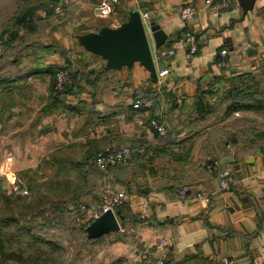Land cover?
<instances>
[{
    "label": "crops",
    "instance_id": "0c3cea01",
    "mask_svg": "<svg viewBox=\"0 0 264 264\" xmlns=\"http://www.w3.org/2000/svg\"><path fill=\"white\" fill-rule=\"evenodd\" d=\"M38 1L23 0L16 10ZM210 1L65 0L61 14L38 24L23 56L11 58L13 67L0 74V94L5 90L10 104L0 101V153L6 148V156L25 168L82 166L75 176L91 180L85 194L92 203L99 201L95 181L100 194L108 186L127 194L124 227L106 235L112 263L157 264L164 258L165 264H221L226 256L234 264H264V0L246 13L239 0L227 7ZM105 2L110 12L103 17ZM185 6L197 7L194 18L182 16ZM133 12L167 34L157 47L147 27L155 72L139 60L115 68L84 41L90 32L120 27ZM187 30L199 44L192 58L186 56ZM160 48L176 52L162 56ZM222 49L227 53L219 56ZM54 67L75 74L62 96L48 70ZM164 68L169 72L160 76ZM139 96L154 99L153 108H135ZM154 118L165 125L166 137L152 125ZM127 144H146L147 152L98 176L88 169L98 150ZM223 164L233 181L221 189ZM183 185L190 192L182 200ZM199 190L212 202L195 198ZM162 237L167 248L157 251Z\"/></svg>",
    "mask_w": 264,
    "mask_h": 264
},
{
    "label": "rangeland",
    "instance_id": "374dc122",
    "mask_svg": "<svg viewBox=\"0 0 264 264\" xmlns=\"http://www.w3.org/2000/svg\"><path fill=\"white\" fill-rule=\"evenodd\" d=\"M21 1L23 0H0V54L5 51L6 45L11 41L10 34L15 28L13 24L14 17L22 11L20 9L16 10V6ZM43 2L45 3V0L41 1L42 4H44ZM10 8L13 9L12 14H9ZM61 12H52L51 9L42 6L38 9V14H45V17L37 24L45 25L48 18L55 16V13L61 14ZM42 21L44 22L42 23ZM19 29V34L22 36L24 43L35 37V32L24 29L25 31L21 33L23 29ZM11 55H14V50H12ZM20 56H23V54ZM1 62L0 60V64ZM1 73L4 72L1 71ZM2 99H8V97ZM3 117H6V115L2 116V121ZM5 149L3 150L2 147L0 153V180L3 182L0 190V219L3 216L15 217V219L20 220L19 223L22 227H31L32 229L30 233L25 232L19 227L20 224L16 222L4 226L7 247L9 249L24 250L26 253L32 252L36 247L34 245L35 241L32 239L35 236L49 242L39 240L40 244H37L42 246L49 254H53L55 264H111L113 260H110L107 250L109 236L104 235L99 238L88 239L86 227L91 222L87 221L84 212L79 210V205L83 203L88 207L99 203L103 195H98V198H96L99 200L98 202H90L92 199L85 192L87 186L91 183H86L84 191L78 192L80 179L75 176L77 164L72 163L67 170L60 173L59 178H56L55 172L60 166L64 165L63 163L40 164L37 169L33 167L25 168L23 163H15L13 158L8 157L9 155L6 156ZM112 166L122 169L126 164ZM225 166L224 164L219 165L218 172ZM89 168L95 175L99 172L93 164H89ZM41 174L45 178H42ZM57 180L62 183V185H59L63 189L61 193ZM231 182L226 188L230 186ZM82 184H84L83 181ZM16 185H20L18 189L15 188ZM26 191L28 192L25 193ZM2 194L10 196V200H6ZM43 207L45 208L42 214H36L34 218L33 215L31 216V213L35 214L36 208L41 209ZM120 209L121 207L118 212ZM21 210L27 215H23ZM30 242L32 245H29ZM7 263L19 264L16 260H8ZM112 264H123V260L114 261Z\"/></svg>",
    "mask_w": 264,
    "mask_h": 264
},
{
    "label": "built area",
    "instance_id": "2783aa9c",
    "mask_svg": "<svg viewBox=\"0 0 264 264\" xmlns=\"http://www.w3.org/2000/svg\"><path fill=\"white\" fill-rule=\"evenodd\" d=\"M113 2H117L118 0H112ZM210 0H207V3H210ZM231 0H216V4L220 7L229 6ZM65 0H56L54 4H52V8L55 9L56 12H61L64 10ZM110 12V5L105 2L100 7V16H107ZM198 12L197 7L195 6H185L181 10V14L185 19H192L196 16ZM145 17L148 16V13L144 14ZM185 44H186V56L188 58H192L199 51V44L197 40V35L193 30H187L185 33ZM1 51V49H0ZM160 55H173L176 50L174 48L171 49H159ZM227 53L226 49H222L219 51V56H224ZM169 69L164 68L160 71L159 75L164 76L168 74ZM67 70H60L56 76L57 87L62 88L65 77L67 75ZM213 86H217V83H213ZM207 86L206 88H208ZM133 106L135 108L149 110L154 106V99L150 97L139 96L133 101ZM152 125L158 130V133L161 137H166L168 131L165 125L158 119L154 118L152 121ZM147 152L146 144H127L123 145L119 148H105L104 150L99 151L93 158L94 163H96L100 168H106L110 165L116 164H127L130 159L138 154H143ZM232 169L230 167H223L219 170L217 174V180L220 188H226L232 180ZM3 182L0 180V189L2 188ZM20 185H16L15 188L18 189ZM26 191L25 193H27ZM190 192V186L183 185L178 189V197L180 199H186ZM101 201L97 204H93L91 207H88L86 204L79 205V210L83 211L87 221H94L97 217L102 215L104 212L109 210L117 211V207L125 203L128 199L127 194L123 191L116 190L110 186L106 187L102 193ZM195 198L202 200L203 202L209 204L211 202V195L203 190H199L195 194ZM117 213V212H116ZM168 240L166 237H162L160 241L156 245L157 251H164L167 248ZM151 247L147 246L144 250V253H148ZM221 264H234L233 260L228 257L222 258ZM157 264H165L164 258H159L157 260Z\"/></svg>",
    "mask_w": 264,
    "mask_h": 264
},
{
    "label": "water",
    "instance_id": "95a60500",
    "mask_svg": "<svg viewBox=\"0 0 264 264\" xmlns=\"http://www.w3.org/2000/svg\"><path fill=\"white\" fill-rule=\"evenodd\" d=\"M255 0H239L246 13L252 9ZM147 27L154 31L159 47L167 34L163 27L154 21L146 22L140 12H133L128 21L118 28H104L100 32H90L84 36L86 45L94 52L108 59L111 66H133L135 61H141L152 72L156 71L153 52L150 46ZM162 59V58H159ZM123 216L109 210L92 221L86 227L89 239L99 238L122 229Z\"/></svg>",
    "mask_w": 264,
    "mask_h": 264
},
{
    "label": "trees",
    "instance_id": "16d2710c",
    "mask_svg": "<svg viewBox=\"0 0 264 264\" xmlns=\"http://www.w3.org/2000/svg\"><path fill=\"white\" fill-rule=\"evenodd\" d=\"M41 1H44V0H39L37 2V5H35V6H31L30 5L24 11H21L18 15H16V17H14V23L13 24H14L15 28L12 31V33L10 34L11 35L10 36L11 37L10 38L11 41H9L8 45H6L5 51L2 52V54H0V60L2 61L1 64H0V68H1L0 72L2 71L3 68H6L8 66H12L13 67L14 62L13 63L10 62L12 60L11 58H13V59L19 58L20 55L22 54L24 48L26 47V42L27 41L24 43V41L22 40V36H20V34H19V28L23 27L27 31L34 32L36 30V28H37V25H38L37 23L41 22L39 20V18H38V16H39L38 9L41 8L42 6L44 8H46V9H51L52 12H56L55 9L52 8V4H54L56 2V0H45V3L43 2L44 4H42ZM55 14H58V13H55ZM12 50H14V55H11ZM48 70L54 76V79H55L54 88H55L56 94L59 95V96H62L66 92V90L68 88H71V83H72V81H73V79L75 77V74H73V73L71 74L68 71V73H67V75L65 77V80H64L62 88H58L57 87V82H56V76H57V73L60 70H62V69L58 68V67H54V68H49ZM0 82H1V79H0ZM0 84H2V86L4 85L3 82H1ZM7 87L8 86H6L5 88H7ZM4 91H2L1 94H0L1 106H6V105L10 106L9 99H2L4 97H6V96L8 97V94L6 92H4ZM238 106H242V104H237V105L235 104V107H238ZM263 106H264V104H263ZM231 108H232V110L234 109V104H232ZM101 150H104V149H101ZM101 150H98L97 153L99 151H101ZM138 155H141V154H138ZM135 156H137V155H135ZM63 164L64 165L60 166L58 168V170L55 172V177L56 178H59V176H61L60 173H62L63 170H67V168L71 166L72 162H65ZM89 164H93V166H95L97 168V170L99 172L96 174V176H98L101 173L100 171H101L102 168H100L93 161L92 163L86 164V165H88V169H90L89 168ZM110 166H112V165H110ZM112 167H114V166H112ZM81 169H82V166L80 167V166L76 165L77 172L79 170H81ZM84 170H86V169H84ZM66 177H68V176H66ZM79 178H80V180H79L80 187L78 189V192L82 191L81 187H83V188L86 187V183H91V180H89V178H83V179L81 177H79ZM82 181H83L84 184H82ZM59 185H62V183L61 182L59 183V181H58V186ZM62 190L63 189L61 188L60 189V193L62 192ZM93 192L95 193L96 197H98V195L100 194L99 189H98V183L96 181L94 182V190H93ZM3 193H5V192H3ZM2 195L4 196V198L6 200H10V196L5 195V194H2ZM120 207H121V209L118 212ZM44 208L45 207H43L41 209L40 208H36L35 214L31 213V216L33 215V218H34L36 214H42L43 213L42 211H43ZM127 210H128L127 204L123 203L122 205L117 207V211H116L118 215L124 214V216H123V218L121 220V223H122L123 227H124V225L126 223V214H125V212ZM21 212H22V210H21ZM22 214L25 215V216L27 215V213H24V212H22ZM11 222H16V223L20 224L19 223L20 220L18 218L15 219V217L14 218L13 217L9 218V216L8 217L7 216H3L0 219V253H1L0 264H8L7 263L8 260H16L19 264H55V262H54L55 259H54L53 254H49L48 252H46V250H44L42 248V246L38 245V244H40V242H38L39 240H41L42 242L49 243L45 239H42V238L41 239L40 238H36L35 236H33L34 238L32 237L33 241H35L34 245L36 246L35 250L32 251V252L26 253L24 250H16V249H11V248L9 249L7 247V245H6V240H5V237H4L6 235V233L4 232L3 229H4V226L8 225ZM19 227H21L22 230H24L25 232H28V233H30V231L32 230L31 227H28V228L22 227L21 224H20ZM29 245H32L31 242H30Z\"/></svg>",
    "mask_w": 264,
    "mask_h": 264
}]
</instances>
